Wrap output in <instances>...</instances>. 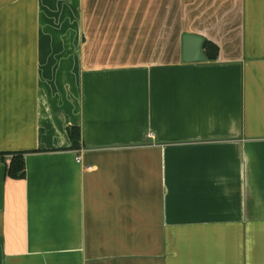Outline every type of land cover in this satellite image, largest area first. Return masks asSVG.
<instances>
[{
	"label": "crops",
	"instance_id": "obj_1",
	"mask_svg": "<svg viewBox=\"0 0 264 264\" xmlns=\"http://www.w3.org/2000/svg\"><path fill=\"white\" fill-rule=\"evenodd\" d=\"M0 264H264V0H0Z\"/></svg>",
	"mask_w": 264,
	"mask_h": 264
},
{
	"label": "trees",
	"instance_id": "obj_2",
	"mask_svg": "<svg viewBox=\"0 0 264 264\" xmlns=\"http://www.w3.org/2000/svg\"><path fill=\"white\" fill-rule=\"evenodd\" d=\"M203 49L205 50V56L208 60L214 61L216 58V48L209 43L203 44ZM69 138L72 141V147L74 149L78 148V143L80 140V133L78 128H69L68 130ZM7 177L11 179H21L24 177V161L21 154H17L12 157L7 170Z\"/></svg>",
	"mask_w": 264,
	"mask_h": 264
},
{
	"label": "water",
	"instance_id": "obj_3",
	"mask_svg": "<svg viewBox=\"0 0 264 264\" xmlns=\"http://www.w3.org/2000/svg\"><path fill=\"white\" fill-rule=\"evenodd\" d=\"M203 39L197 36L185 35L183 37V62L204 63L206 57L202 53L201 47Z\"/></svg>",
	"mask_w": 264,
	"mask_h": 264
},
{
	"label": "built area",
	"instance_id": "obj_4",
	"mask_svg": "<svg viewBox=\"0 0 264 264\" xmlns=\"http://www.w3.org/2000/svg\"><path fill=\"white\" fill-rule=\"evenodd\" d=\"M78 162L80 161V157H77V159H76Z\"/></svg>",
	"mask_w": 264,
	"mask_h": 264
}]
</instances>
